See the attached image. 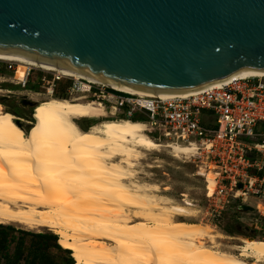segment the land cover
Segmentation results:
<instances>
[{"label":"bare ground","instance_id":"6f19581e","mask_svg":"<svg viewBox=\"0 0 264 264\" xmlns=\"http://www.w3.org/2000/svg\"><path fill=\"white\" fill-rule=\"evenodd\" d=\"M0 60L164 98L264 75V69L244 68L200 89L157 93L119 86L21 51L0 50ZM33 108L37 124L28 132L19 117L0 108L1 224L53 229L77 264L264 262V240L247 239L239 255L221 250L207 227L175 218L189 216L191 203H172L164 195L151 194L158 190L156 184L130 179L143 149L168 148L178 157L195 152L194 145L156 142L145 133L143 120L105 118L103 104L83 96L51 97ZM79 118L96 121L82 130L75 122ZM205 237L211 245H205Z\"/></svg>","mask_w":264,"mask_h":264},{"label":"water","instance_id":"95a60500","mask_svg":"<svg viewBox=\"0 0 264 264\" xmlns=\"http://www.w3.org/2000/svg\"><path fill=\"white\" fill-rule=\"evenodd\" d=\"M0 50L140 91L196 90L264 69V0H0Z\"/></svg>","mask_w":264,"mask_h":264},{"label":"built area","instance_id":"2783aa9c","mask_svg":"<svg viewBox=\"0 0 264 264\" xmlns=\"http://www.w3.org/2000/svg\"><path fill=\"white\" fill-rule=\"evenodd\" d=\"M5 62L7 69L16 65ZM32 69L27 67L25 75ZM51 73L52 79L46 81L49 95H54L56 82L67 79L66 95L82 93L84 98L103 104L114 118H140L154 139L194 145L191 153L204 155L206 167L213 170V194L233 187V197L264 190V75L243 76L186 96L164 98Z\"/></svg>","mask_w":264,"mask_h":264},{"label":"rangeland","instance_id":"374dc122","mask_svg":"<svg viewBox=\"0 0 264 264\" xmlns=\"http://www.w3.org/2000/svg\"><path fill=\"white\" fill-rule=\"evenodd\" d=\"M15 66L14 64L12 68L7 69L6 62L0 60V102L3 103H0V108L22 118L18 123L28 132L37 124L33 107L38 102L54 97V95H49L50 91L47 90L49 83L46 82L52 79L53 74L34 68L28 75H25L26 66ZM41 77L45 79H40ZM81 95L82 93H76L71 96L66 95V98ZM84 100L90 99L85 97ZM105 118L114 117L106 112ZM95 121L96 119L92 118L75 120L82 129H88L89 125ZM145 133L153 138L152 132L147 130ZM157 141L164 142L168 140L159 138ZM205 163L204 155L198 153L176 157L171 154L168 148H160L159 150L143 149L140 157H137L134 161L130 179L138 183L156 184L158 190L153 192L151 190L152 193H150L164 195L172 203H191L192 211L188 214L189 216H176L175 218L207 227L211 234L216 235L214 237L215 244L219 249L239 255L241 253L240 246L247 239L264 240V190L257 187L256 189L259 188L258 191L254 189L253 192L233 197L231 194L236 191L233 187L232 191L226 190V192L213 194L216 184L213 170L208 169ZM251 172H254V170L252 169ZM223 183L228 187L225 181ZM2 225H10L15 229L27 232H51L56 234L53 229L48 227L36 231L13 224ZM11 234L14 239L8 242V249L12 253L19 248L22 257L11 258L8 264H24L23 257L27 255L28 250H31L32 245L38 238L30 234H22L16 230L12 231ZM58 237L57 235V239L60 241ZM207 238H203L202 241L205 245H211L210 239ZM48 252L51 254L52 259H58L65 255L64 251L55 248H49ZM71 256L74 258L72 251ZM0 262L4 264L3 260ZM256 264H264V262Z\"/></svg>","mask_w":264,"mask_h":264},{"label":"trees","instance_id":"16d2710c","mask_svg":"<svg viewBox=\"0 0 264 264\" xmlns=\"http://www.w3.org/2000/svg\"><path fill=\"white\" fill-rule=\"evenodd\" d=\"M68 84H69V80L67 79H61L58 82H56L54 97L66 98L65 88L68 86ZM0 103L3 104L2 102ZM130 120L139 121L142 119L133 117ZM86 129H82V130H86ZM150 138L158 142L157 139H154L151 136ZM15 230L22 234H30L38 238V240L35 241L34 244L32 245L31 250H28L27 255L23 257L24 264H39V263L40 264H72L74 263V258L76 260L74 264H77V259L73 252L72 253L74 258L71 256L72 250L63 248L61 245V239L59 241V239H57L56 234L51 232H45V233L27 232L21 229H15L13 226L10 225L0 224V261L3 260L4 264H8L11 258L13 259V258L22 257L19 248L12 253L8 249L9 248L8 242L14 239V236L11 234V232ZM9 235L10 237L8 238ZM49 248L60 249L65 252V255L59 257L58 259H54V258L52 259L51 254L48 252Z\"/></svg>","mask_w":264,"mask_h":264},{"label":"flooded vegetation","instance_id":"af4514ba","mask_svg":"<svg viewBox=\"0 0 264 264\" xmlns=\"http://www.w3.org/2000/svg\"><path fill=\"white\" fill-rule=\"evenodd\" d=\"M33 110H34V108H33ZM32 116H33V114H32ZM20 119H22V118H20ZM30 123V122H29Z\"/></svg>","mask_w":264,"mask_h":264}]
</instances>
